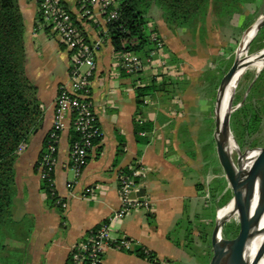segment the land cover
I'll list each match as a JSON object with an SVG mask.
<instances>
[{
  "label": "crops",
  "instance_id": "obj_1",
  "mask_svg": "<svg viewBox=\"0 0 264 264\" xmlns=\"http://www.w3.org/2000/svg\"><path fill=\"white\" fill-rule=\"evenodd\" d=\"M62 1L89 42L102 37L107 21L99 7L93 8L92 17L82 18L78 0ZM18 5L24 22L26 76L36 89L41 116L25 149L17 153L13 205L0 224V264H67L74 247L120 208L123 171H138L139 186L146 190L143 202L149 208L135 209L113 225L112 243L105 249L102 264H209L210 255L195 247L193 234L198 228L205 241L210 213L205 192L220 167L214 137L215 100L231 63L229 37L244 34L256 9L243 8L223 25L209 14L203 26L181 29L168 26L162 10L153 6L148 26L157 29L164 52L177 61L171 64L179 66L181 76L165 92L146 98L141 107L136 89L150 84L155 71L128 75L110 38L105 39L89 88L102 137L77 177L70 158L73 117L68 114L54 167L59 200L53 204L36 166L52 128L59 87L70 85L72 54L42 18L38 0H18ZM229 28L232 32L227 33ZM136 122L151 126L140 133L141 141ZM87 187L95 189L94 197L85 195ZM124 240L130 248L118 249L115 243ZM137 249L149 251L153 260L130 252Z\"/></svg>",
  "mask_w": 264,
  "mask_h": 264
},
{
  "label": "trees",
  "instance_id": "obj_2",
  "mask_svg": "<svg viewBox=\"0 0 264 264\" xmlns=\"http://www.w3.org/2000/svg\"><path fill=\"white\" fill-rule=\"evenodd\" d=\"M256 2L257 0H121L118 5L119 19L109 24V37L116 54L133 53L145 60L155 49V43L150 37L152 33H157V29H150L148 26L150 22L148 13L153 6H158L162 10L168 26L195 29L206 23L209 14L217 23L223 25L241 13L246 5ZM250 22L248 21L245 27L250 25ZM258 36L264 38V27L258 32ZM25 61L24 22L18 0H0V224L10 216L13 205L15 162L19 147L27 141L41 116L35 97L36 89L26 76ZM229 69L225 70L224 75ZM175 83L176 81L171 78L162 77L161 80L154 78L148 85L138 86L136 89L138 106H143L146 98L155 93L165 92L168 86ZM238 105L240 106L231 118L237 146L243 152L247 147L264 145V68L249 87L246 97L237 96L234 99V106ZM150 130V125L140 126L136 122L135 132L140 141L142 140L140 133ZM76 139L75 133L73 140ZM99 141L100 139L95 143ZM45 148L46 141L44 151ZM44 151L36 166L37 169ZM251 153H247L245 158ZM220 172L223 177L217 180L215 188L212 189L214 200L215 196L219 197L224 190L226 195L230 194V190H226L228 182L223 170ZM123 173L131 174V171ZM135 180L140 183V177H136ZM43 189L52 203L56 204L59 197L50 189L47 182L43 181ZM224 203L223 199L219 205L223 206ZM57 207L62 210L60 205L57 204ZM239 230L240 227L224 225L223 236L228 239L235 238ZM190 238L189 234V241ZM130 252L150 260L154 258L151 253L146 254L145 249ZM259 261L260 259L257 260V264ZM67 264H74L72 255Z\"/></svg>",
  "mask_w": 264,
  "mask_h": 264
},
{
  "label": "built area",
  "instance_id": "obj_3",
  "mask_svg": "<svg viewBox=\"0 0 264 264\" xmlns=\"http://www.w3.org/2000/svg\"><path fill=\"white\" fill-rule=\"evenodd\" d=\"M81 8V17L88 18L94 15V7H99L107 21V29L102 37L89 42L76 25L72 14L66 9L62 0H38L41 16L50 22L52 28L62 43L72 54V66L69 71L70 85H61L55 104L53 124L46 138V148L38 166L40 179L47 182L50 189H54V167L56 164L58 146L61 135L67 127V116L73 117V128L77 139L72 142L70 158L71 165L79 177L88 163L90 152L95 148V141L101 139L102 131L98 124L93 104L90 101V79L96 68L98 52L109 37V24L119 19V6L116 0H78ZM151 41L155 49L147 59L133 53H118L117 58L123 70L130 76L142 74L147 69L155 71V77L161 80L163 74L180 77V68L177 64H169L164 54V41L157 33H152ZM22 143L18 151L24 150ZM138 171L131 174L120 173L119 192L121 206L108 217L97 229L90 231L86 239L74 247L72 256L74 264H102L103 255L108 245L112 243L110 232L113 225L127 217L133 210L149 208L147 202H141L137 197L140 190L135 178ZM209 190L206 189L205 198L209 199ZM85 195L94 197L95 189L87 187ZM63 208L67 204L58 202ZM118 249H129L127 240L115 243ZM146 254L149 251L146 250Z\"/></svg>",
  "mask_w": 264,
  "mask_h": 264
},
{
  "label": "water",
  "instance_id": "obj_4",
  "mask_svg": "<svg viewBox=\"0 0 264 264\" xmlns=\"http://www.w3.org/2000/svg\"><path fill=\"white\" fill-rule=\"evenodd\" d=\"M254 37L258 34L260 29L264 27V16L259 18L255 25ZM252 27V28H253ZM251 28V29H252ZM250 29V28H249ZM247 30L248 33L250 30ZM252 41V40H251ZM250 41V42H251ZM243 41L240 43L239 48L236 52L235 60L223 76L219 84L216 100H215V142L216 152L219 160V164L223 170L224 177L226 178L228 185L231 187L234 197L232 199L234 207L232 213L239 211L241 217L240 230L235 238L228 239L223 236V227L226 219H216V224L212 233V251L213 255L210 259L209 264H250L245 258V247L247 241L259 232V225L262 214L264 212V147L261 149L262 154L257 164V171L259 176L260 191H259V202L256 210L252 213L250 202L248 199L246 185L242 178L241 168L242 160L244 156L250 151L242 152L238 147L239 153V165L237 166L230 154L229 143L233 136L231 127V118L234 111L240 106H234V98L231 100L229 110L222 115L224 99L227 95L228 89L234 78H236L244 70L252 66L251 57H256L261 63L259 68L260 74L264 68V49L251 55H243L240 50L242 49ZM250 48V43L245 46L246 53ZM256 76V78H257ZM235 140V139H234ZM146 190L140 188L137 193V197L141 202L145 200ZM231 201V202H232ZM264 253V246L260 250L259 257ZM257 264V263H254Z\"/></svg>",
  "mask_w": 264,
  "mask_h": 264
},
{
  "label": "rangeland",
  "instance_id": "obj_5",
  "mask_svg": "<svg viewBox=\"0 0 264 264\" xmlns=\"http://www.w3.org/2000/svg\"><path fill=\"white\" fill-rule=\"evenodd\" d=\"M120 3H121V0H116V4L117 5H119ZM244 8L245 9H249V10H252V9L253 10L256 9V10H255V12L253 11L254 13L251 16V20L252 21L250 20L251 21L250 25L244 27V29H243V33L244 34H242V32H241V33H239V35H234L235 37H233V38L229 37V39H232L233 50L230 53L231 54L230 55L231 56V60H230L231 63L229 64L227 69L231 68L232 63H233V58H235L236 52H237V50L239 48V45H240V43L242 41H243V46H242L243 50H242L241 54L243 55V57L246 54L247 55H251L252 53H255V52H258V51H261V50L264 49V38L263 37L258 36V34L255 37H253L254 36L253 31H249L248 33H246L249 28L251 29L255 25V23L257 22V20L259 18L264 16V0H257V2L255 4L246 5ZM157 9H159V8L157 7ZM226 32L230 33L232 31L229 28ZM250 33H251V37L248 38V35ZM223 38H225V36H223ZM248 43H250V48H249V50L246 53L245 46ZM250 49H251V51H250ZM164 51H165V49H164ZM164 54H165V57L167 58V61H168L169 64L177 62L175 59H174V62H172V60L169 59L168 55L165 52H164ZM260 67H261V64H254V65L250 66L246 70V72L244 73V75L242 76V78L239 81V85H238V88L236 90L234 99L237 96H240L242 98L246 97V95L249 93V87L253 85V83L255 81V78H256V75L259 73L258 71H259ZM162 77L163 78L164 77L171 78V79L177 81V76H174V75L163 74ZM233 136H234V133H233ZM263 147H264V145L247 147L243 151V153L246 152V151H249V150H251V151H249L248 154L251 153V152L252 153L247 158H245V156H246L245 155L243 160L244 161H248L255 151H259ZM231 156H232V159H233L234 163L238 166L239 165V153H238V150H234ZM220 171H222L221 166L218 167L217 170L213 173L214 175H212V177H211L209 187L206 188V189L209 190V193H210L209 194V203H208V204H210L209 205L210 213L207 215V218L209 220V224L206 225V227L208 229L206 230L205 241L201 238V236H199L198 228H196L194 230V234H193L194 243H195V244L194 243L193 244L195 245V247L198 246V248H204L205 251L210 255V259H211L212 255H213L211 243H212V233H213V230H214V227H215V224H216V219H217V217L219 215H222L224 213L225 209L229 205H231L233 203L232 199L234 197L233 191H232L231 187L228 185L226 190H228V189L230 190V194L229 195L228 194L226 195L225 194L226 191L224 190V192L221 195H219V197L215 196L216 197L215 200L213 199L212 189L215 188V184L217 183V180L220 177H223V175H222V173ZM259 188H260V183H259V176H258L257 181H256V192H259L258 191ZM257 196H258V193H257ZM223 199H224L225 203H224L223 206H220L219 203L221 201H223ZM225 215H227V214H224L223 216H225ZM227 219H226L225 225L229 224V225H232L234 228L240 227L241 217H240L239 211L233 213L230 216V218L228 220ZM259 264H261L260 261H259Z\"/></svg>",
  "mask_w": 264,
  "mask_h": 264
},
{
  "label": "bare ground",
  "instance_id": "obj_6",
  "mask_svg": "<svg viewBox=\"0 0 264 264\" xmlns=\"http://www.w3.org/2000/svg\"><path fill=\"white\" fill-rule=\"evenodd\" d=\"M250 31H253V34H255L254 27ZM250 37H251V33L248 35V38ZM242 50L243 48L240 50V52H242ZM250 61L253 62L252 65L261 64L259 60L254 56L251 57ZM246 70H244L236 78H234V80L230 84L227 95L224 99L222 115L225 114L229 110V105H230L231 100L234 98V94L238 86V83L240 79L242 78V76L244 75V73L246 72ZM234 150H238V146L234 138H232L229 143V151L231 155ZM261 154H262V150L255 151L248 161L242 160L241 162L242 163V168H241L242 178L246 185V191H247L252 213L256 210L258 202H259V192H256V181L258 178L257 164H258L259 158L261 157ZM258 191H260V188ZM257 193H258V196H257ZM233 207H234V204L232 203L225 209L222 215L218 216V218L220 220L224 218L225 219L229 218L233 214L232 213ZM224 214H227V215L223 216ZM263 246H264V212L260 220L259 232L253 237H251L246 243L245 258L250 264L257 263L258 259H260L261 264H264V253L261 257H259L260 250L263 248Z\"/></svg>",
  "mask_w": 264,
  "mask_h": 264
}]
</instances>
